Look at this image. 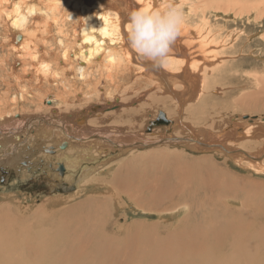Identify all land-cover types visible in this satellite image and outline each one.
Wrapping results in <instances>:
<instances>
[{
	"label": "bare ground",
	"instance_id": "obj_1",
	"mask_svg": "<svg viewBox=\"0 0 264 264\" xmlns=\"http://www.w3.org/2000/svg\"><path fill=\"white\" fill-rule=\"evenodd\" d=\"M187 1L176 0L177 3ZM201 1L205 6L217 3V0ZM155 3L157 0H129L128 3L125 0H0V77L5 73L8 74V78L3 81L6 89L10 92L12 88L11 91L15 95L23 88H38L47 92L43 100L47 106L41 110L43 114L41 118L26 117V122L20 129L31 127L32 124L37 127L33 129L32 125V130L29 129L32 133L28 135L27 129L24 134L26 138L31 139L28 140L32 144H26L29 154L42 149L43 152H40L46 157L56 158L54 165L57 166L52 167V170L57 172L58 179L61 176V179L70 183L74 171L80 168L79 162H82L80 160L83 158L85 160L86 157H91L94 161L98 160L99 155L101 158L102 153L105 152L103 148L114 150L118 154V152H126V149L152 148L159 145L161 147L163 145L161 143L166 141L179 140L186 141L192 148L199 149L197 146L205 143L199 141L197 135L204 140L214 138L218 139L217 141L220 139L221 142L228 140L229 134L239 130V126L234 125L240 120V116H232L227 119L229 127H224V132L216 133L220 124L217 125L216 117L213 119L208 116L206 104L202 103L207 98L208 90H214L215 88H211L217 86L215 80H211L215 79L223 60H226L220 47L223 41H216L210 32L204 31L205 35L211 36L204 37L200 34L201 31L190 32L182 26L181 34L174 42L171 54L163 66H156L139 57L127 45L125 32L128 11L143 4L153 6ZM197 7L193 5L194 12ZM69 9H72V12ZM86 16L88 21L85 20ZM18 65L21 69H18L19 71L14 75L15 66ZM117 68L128 69L129 77L135 83L138 82L137 84H140L139 79H144L145 85L149 83L153 89L152 94L143 91L133 96V94L123 95L120 87H114L112 90L113 79L118 77L113 72ZM57 74L62 80L61 87L56 86V91L50 86L45 89L43 86L50 82L58 83ZM175 81L178 82V88L172 86L174 84L172 82ZM258 82L260 89L244 92L241 96L232 99L233 108H239L240 111L248 109L247 112H264V80L258 79ZM216 88L221 90L219 86ZM158 93L163 95L162 99L157 98ZM29 95L32 96L31 90ZM222 95L227 98L224 92ZM225 98H222V101ZM144 100L150 102L146 104ZM167 100H171L172 106L167 105ZM17 103L16 101L15 106ZM189 103L193 104L189 111L190 116L192 117L194 113L198 116H195V120L187 118L190 122L188 120L183 122L180 113L182 107ZM11 105L13 101L8 94H4L0 100L1 123H8L7 120L13 117V113L4 114L5 109ZM65 105L78 108L63 113ZM158 107L163 109L161 110L163 114L160 116H158ZM143 108H148L149 113L144 117L142 114H135V111ZM57 113L65 115L66 118L57 117ZM175 114L178 115L176 119L173 118ZM245 116L241 118L246 122L258 124L255 120L257 116L255 118L248 116V119ZM138 118H140L138 125L142 126L140 129L132 127L133 121ZM53 120L58 121L55 123ZM259 120L263 122L264 116ZM36 121L50 122V124L44 131L43 126L40 124L38 126L39 122ZM64 121H66V130L74 132L75 135L68 134L63 129ZM207 121H210V125L204 127ZM196 123L200 125L197 129L194 127ZM55 125L63 133V135L60 133L61 138L50 136L57 133L53 131ZM176 125L182 129L178 130ZM249 126L244 127V131ZM13 128L3 129L5 134L0 129V134L4 135L2 139L4 145L11 144L16 138V133L20 129L14 128L13 131ZM145 128L149 129L146 134L143 133ZM250 129L251 139L259 140L260 136L264 137V129L258 126L256 129L253 125ZM156 131L163 133L161 138L153 140L152 137L146 136L149 134L154 136ZM172 131L186 135L172 137ZM244 131L236 134L242 138L245 136ZM21 132L22 130L19 133ZM45 132L48 137H44ZM38 134V140L42 142L36 143V137L33 140L32 135L38 136ZM67 135L69 139H66ZM230 139L234 144L241 140L237 141L232 137ZM167 142L166 144L169 145ZM249 145L250 143L244 142L239 146L241 149H231L230 146L225 148L219 144L212 145V148L214 147V154H220L231 160L232 164L264 176V148L261 151L260 148L248 150ZM58 146L67 153L77 147L82 150L77 151L73 159L63 157L66 159L64 160L58 155L60 151L57 152L55 148ZM1 147L3 146L0 143ZM242 148L250 152H259L250 154L248 151L244 152ZM163 149L148 151L137 156L131 155L118 160V164L115 160L116 164L112 165L113 167L109 165L112 169L109 172L103 171V176L101 174L97 176L99 173L96 176L92 175L90 173L92 169L87 170L91 167L83 170L81 167L78 179L75 180L76 184L81 183L80 187L85 188L89 183L93 189H98L93 192L101 193L103 197L99 199L89 197L73 204L72 208H68L70 210L63 214L57 212L42 217L41 225L45 230L43 234L40 231V237L38 232L34 236L31 233L32 229L23 228L21 222L14 220L13 211L15 213L29 211L26 210L28 207L19 202L22 199L18 195L19 198L15 197V193L2 195L0 234H4L1 238L5 243L0 246V264H264L263 180L247 181L245 179L247 177L230 173L223 169V166L219 167L218 163L209 159L210 156L208 158L203 155L188 160L183 158L187 156L182 152ZM236 152H240L243 157ZM39 155L41 156L40 153ZM37 159L39 163L45 164L42 158ZM33 160L35 161L34 157ZM99 162L104 164L102 160ZM105 165L108 168V163ZM79 189L75 194L81 192ZM123 198L156 215L163 212L166 214L167 211L170 213L171 210L176 211L185 204L189 206V210L184 211V214L173 223L160 225L157 223L158 220L151 223L134 221L136 224L133 226L136 230H132L133 232L123 230L126 235H110L105 229L99 236L91 233V223H96L98 220L96 213L101 211L100 207L103 205L112 207L116 204L115 199L121 201ZM6 201L14 204L13 210L9 209L8 203L5 204ZM61 201L63 198L56 195L45 198L39 205L32 207L35 209L34 213L38 215L39 208L34 206L38 207L43 202L53 204ZM235 201L237 203H234ZM228 202L239 206L232 207L227 205L230 204ZM85 208H93V212L83 211L82 209ZM37 215L31 214L28 220L37 222ZM56 215L58 216L51 219ZM107 220L111 221L110 215L106 216L105 221ZM53 221H57L58 230L47 231V227L52 229ZM79 222L84 225L79 226ZM14 226L19 227L18 232L13 230L7 233L8 228ZM157 230L162 232L159 233ZM55 236L60 239H55ZM36 242L39 245L43 243L47 246L52 245L57 252L52 249L49 250L51 253L48 251L50 257L42 255L41 250L36 249L34 244ZM123 246L128 248L124 250ZM73 260L79 263H73Z\"/></svg>",
	"mask_w": 264,
	"mask_h": 264
},
{
	"label": "rangeland",
	"instance_id": "obj_2",
	"mask_svg": "<svg viewBox=\"0 0 264 264\" xmlns=\"http://www.w3.org/2000/svg\"><path fill=\"white\" fill-rule=\"evenodd\" d=\"M125 2L128 3L129 0H125ZM218 3H220V5ZM178 4L183 6V12H184V24H183V26L185 28H187L190 32H196L197 31L200 33V31H201L200 34H202V36H204V37H211L208 34L205 35L204 31L210 32L215 37L216 41H221V42L223 41L222 44H220L221 45L220 47L223 49V50H221V52L223 53V56L226 57L225 58L226 60H223V64H221L222 66L220 67L219 71L215 75V79L211 80V81L215 80L216 85L219 86V88H221V90L220 89L218 90V88H216L217 87L216 85H215L216 87L211 88V89L215 88L214 90L209 89L207 92V98H205L202 101V103L206 104L208 116L210 118H213V119H214V117H216L217 118V120H216L217 125L220 124L219 125L220 128L216 131V133L224 132L225 128L229 127V125H227V119H229L232 116L233 117L240 116L239 121L238 120L237 121L235 120L236 122L234 121L235 122L234 126H239V130L232 132L229 135H230V137L236 139L237 141L239 139H241V140H239L237 144H234L233 140L230 139V137H229L228 140L226 139V141H221L222 142L221 143L220 139H219V141H217L218 139H214V138H212L211 140H204L200 135H197L196 138L199 141L205 143V145H199L197 147H199V149H206L207 151H200L197 148H194V147L192 148L191 144L187 143L186 141L184 142V141H179V140H177L175 142L174 141H171V142L166 141L167 143H169V145H170V143H172L170 146L167 145L166 142H164V143H161V144H163V145H161V147L159 145V146H155V147L152 146V148H148V147L134 148V150L126 149L127 150L126 152H124V153L118 152V154L115 153L114 150L109 151L108 149L106 150L105 148H103V151H105V152L102 153L101 158H100V155H99V159H98V157L96 158V159H98L96 161H94L91 157H86L87 159H85V160L83 158L80 160L82 162H79L80 168L82 167L81 170H83L84 168L86 169L87 167H91V168H87V170L89 171V169L90 170L92 169V172L90 171V173H92V175L95 174L94 176H96L97 173H99L97 176H99L100 174H101V176H103V174H102L103 171L107 170L109 172V170L112 169V167L116 164V162L118 160L120 161V159H122V158L124 159V158L130 157L131 155H134V156L142 155L145 152L154 151V150L157 151L159 149H163L162 147H164L165 149H163V150H165V151L182 152V154L187 156V157H183V158L188 159V160H192L193 158L196 159V158L203 156V155L206 157L210 156V158L208 157L209 159H212L213 161H215V163H218L219 167L223 166L222 168L226 169L227 171H230V173L233 172V174L235 173V175L245 176V177H247V178H245V179H247V181L260 182L261 180H263L262 184H264V176L263 175L254 174V173H252V171L243 169L241 167H238L237 165L232 164L231 160L224 158L220 154H217V153L214 154L215 153V151L213 150L214 147L212 148V145L214 146V145L221 144V145H223V147L225 146V148L230 146L229 148H231V149H241V147H239V146H241V144L244 142L250 143V145L248 146V150H250V149L251 150H255V149L257 150L260 148L259 151H261L262 148H264V137L260 136L259 140H253L249 136V134L251 132V129H250L251 125H253L256 129H257V126L261 129H264V127H263L264 120H262L263 122H261L259 120L260 117L264 116V112L263 111L247 112L248 109L240 111L239 108H236V109L233 108L234 104L232 103V99L235 98V96H241V94L244 92L249 93V92H254V91L258 90V88L260 87L258 79L264 80V0H227V1L226 0L225 1L224 0H217V3L207 4L206 6L203 4V1H201V0H188L185 3L182 2V3H178ZM192 4L195 6H198L195 9V12L193 10ZM256 4L258 6H256ZM69 11L72 12V9H69ZM85 20L86 21L89 20L87 16H86ZM112 35H113V33H112ZM96 63H97V61H96ZM121 63L124 64L123 60H121ZM116 67H118V66H116ZM217 68L218 67H216V69ZM15 69L17 71L15 70L16 72L15 71L13 72L14 75H15V73L17 74V72L21 69V67L19 65L15 66ZM129 72L130 71H128V69L124 70V69L117 68L113 73H115V75H117L118 77L113 79L114 86H112V87L109 86V88L111 87V89L114 90V87H120L123 95H130V94L132 95L133 94V96H137L138 93L140 94L143 91H147V94L151 91L153 92V89L150 87L149 83L147 86L145 85L144 79L138 80L140 84H137L138 82L135 83V81L129 77V74H128ZM109 74H110V72H109ZM7 78H8L7 73H5L3 75V77H0V100L4 94L9 95V98L13 101V105L8 106L5 109L4 114L13 113L14 115L11 119L9 118L7 120L8 123H10L11 125L8 124L7 122L6 123L0 122L1 131H3V129H5V128L8 129L9 127L10 128L14 127L15 129L22 128L23 123L26 122V117H28V118H30V117L41 118V116L43 115L41 113V110L45 106H47V103H44V101H43L45 99V94L47 92L41 91L38 88H33V89L23 88L20 92L15 91L16 92V95H15L14 92L11 91L12 88L10 89V92L6 89V85H5L3 80H6ZM56 79H57L58 83L50 82V83H48V85H45L43 87L46 89V87L50 86L51 88L52 87L54 88V91H56V86L61 87L60 84H62V80H61V77L59 76V74H57ZM100 81H101V79H100ZM131 82L134 84H132ZM107 83L109 84V82H107ZM172 83H174V84H172ZM172 83H171L172 86H174L175 88H178V82L177 81L172 82ZM141 85H142V87H139ZM62 87H64V86L62 85ZM125 88H127L128 90H126ZM70 89L72 91L74 90V88H70ZM129 89L132 92L129 91ZM30 90L32 91V96L29 95ZM152 92H151V94H152ZM223 92L225 93V95L227 94L226 95L227 98H225V96L222 95ZM156 95H157V98H159V99L163 98V95L160 93H158ZM109 98H110V96H109ZM222 98H225V99L222 101ZM206 99H209V100L207 101ZM16 101L18 103L15 106ZM170 101L167 100L168 106H172ZM144 102L147 104L150 101L147 102V100H144ZM153 102H155V101L153 100ZM67 105H65V107H64L65 110L62 111L63 113H67V112H70L71 110L78 108V107H68ZM73 105H75V104H73ZM226 105L228 106V108H224V107H226ZM75 106H77V105H75ZM147 107L149 108L151 106H147ZM192 107H193V104H190V103L182 107V113H180L181 118H182L181 121L186 122L185 120H188L189 118L195 120V116H198V114L194 113L192 117L189 114V111L192 109ZM148 108H143L142 110H137V111H135V114H142L144 117L147 113H149V110H147ZM155 108L156 107H154V109ZM158 110L161 111L163 109L158 107L157 111ZM183 110L185 112H183ZM219 112H221V114H218ZM32 113H34V114H32ZM185 113H186V115H184ZM256 113H258V114H256ZM58 115H57V117L62 118L64 116V118H66L65 115H63V114H58ZM244 115H246L247 117L248 116H252V117L254 116V118H255V116H257V118L255 120L258 121V124H254L253 122H246L245 119L243 120V118H241ZM176 117H178L177 114H175L173 116V118H175V119H176ZM21 118H23V119H21ZM169 118H170V116H169ZM12 119H13V121L15 120L14 124H12L13 123ZM9 120L12 121V123ZM139 120H140V118L135 119V121H133V123H132L133 128H139V129L142 128V126L138 125ZM53 121H55V123H56L58 120H53ZM36 122H39L38 126L43 125L42 121H36ZM64 122H65V124L63 125V129L66 130L67 129L66 121H64ZM230 123L231 122H229V124ZM20 124H21V126H20ZM204 124H205V125H203L204 127H208V125H210V121H207ZM243 124H245V125H243ZM27 125L28 124H26V126ZM32 125H31V127L30 126H27V128L25 127L26 129L23 128V129L18 130L16 133V138H15L16 140L14 139L11 144L7 143V145L6 144L4 145V143H2V139H3L4 135L0 134V136H1L0 137V143L3 146L0 148V197L2 195L3 196L7 195V193L8 194H11V193L14 194L15 193V197H17V195H18L20 197V199H22V201H19L21 203V205L28 207L26 210L27 211L29 210V211L27 213H23L21 211H20L21 213H15L13 211L14 215L13 214L12 215L15 216L14 220L16 219L17 222H21V227L32 229L31 230L32 235L35 236L36 232H38V234H39L38 237H40L41 236L40 231H42L41 234H43V232H44L43 230H45L41 225V218L42 217L44 218L47 215H49L50 213L55 214L58 212L60 214H63L65 212L69 211L72 208L71 206L73 204L75 205L76 203H78L84 199H88L89 197H92V198L96 197L99 199V198H102L103 196L101 193L93 192V191H98V189H93V187L89 183L86 185L85 188L80 187L81 183L79 185L76 184L75 180L78 179L79 172H80L79 167L76 169L77 171L76 170L74 171L75 174L73 173L74 174L73 179L69 183L67 180L61 179L60 175H59L60 177L58 179L57 178V172L55 170H52V167L57 166V165H54V161H57L56 158L46 157L45 154L43 155V153H41V152H43L42 149H38L36 152L29 154V148H28V146H26V144L27 143H29V145L32 144L29 142V140H31V139H30V137L26 138L24 134L26 133L27 129L32 130ZM176 126H177L178 130L182 129L178 125H176ZM247 126H249V128H246V130L244 131V127H247ZM50 127H52V126H50ZM53 127H54L53 131H55L57 133L52 134L50 136H52L54 138H61L60 133L62 135H63V133L60 130V128L57 127L56 125ZM56 127L59 129H57ZM194 127H195V129H197V127H200V125H197V123H196V125ZM14 128L12 129L13 131H15ZM35 128H37V127L33 125V129H35ZM21 130H22V132L19 133ZM29 131H27L28 135H30L32 133L31 131L30 132ZM147 131L149 132V129H147V128H145V130L143 129L144 134H146ZM239 131L240 132L244 131L245 136H243L241 138L239 134H236V132L239 133ZM66 132L68 134L71 133L69 130H66ZM72 132H73V130H72ZM162 132H163V130H162ZM162 132L156 131V132H154V134H155L154 136H153V134L152 135L149 134L146 136H150L153 138V140H155L156 138L158 139V138L162 137V135H163ZM3 133L5 134L4 131H3ZM71 134L75 135L74 132ZM125 134H128V133H125ZM77 135H79V134H77ZM184 135H186V134L178 133L177 131L171 132L172 137H181V136L184 137ZM234 135H237V136H234ZM40 136H41V134H40ZM141 136H143V135H141ZM32 137H33V140L36 137V139H37V140L35 139L36 143L38 141L39 142L41 141V140H38L39 134H38V136L32 135ZM44 137H48V136L45 135ZM66 139H69V135L66 136ZM208 141H210V142H208ZM35 144L33 145V148L35 147ZM26 148H27V150H26ZM55 148H56L57 152H59V151L61 152V153L59 152V154H58L61 158H63V157L67 158L68 157L69 159H73V157L75 155H77L76 152L82 150L80 147H77V149H75L74 151L67 153V152H65V149H61V148H59V146H58V148L57 147H55ZM229 148H227V149H229ZM208 149L209 150L212 149V151H208ZM67 150L68 149H66V151ZM242 150L243 151L245 150L244 152H246V153L248 151L245 148H242ZM259 151H254V152L248 151V153L253 154V153H256ZM107 152H109V154H106ZM36 153H37V155H36ZM39 153L41 154V156L39 155ZM236 153H240V152H236ZM33 154H34V156H33ZM46 154H50V153H46ZM81 154H82V152H81ZM221 154H223V153H221ZM119 155H121V156H119ZM240 155L243 157V155L241 153H240ZM134 156H132V158ZM33 157H34L35 161L33 160ZM38 157L42 158L43 161H45V164L44 163L42 164L41 162H40L41 163L40 164L39 160L37 159ZM105 157H107V158H105ZM26 158H27V160H26ZM65 158H63V159L66 160ZM105 159H107V160H105ZM99 160H102L104 162V164L102 165L99 162ZM115 160H117V161L114 162ZM24 161L26 162L25 164H24ZM106 161H111V163H112L111 164L110 162H107L108 168H106V165H105V164H107ZM119 161L117 162V164L119 163ZM48 162L51 163L52 165H49ZM263 162H264V156H263ZM109 165H111V166L113 165V166L109 167ZM92 166H95V167L97 166V168L98 167H100V168L97 169V168L92 167ZM94 168L96 169V172H95ZM97 170H98V172H97ZM67 183H68V185H66ZM78 189L81 190V192H79V194H75V191ZM56 195L61 196L63 198V201H61L59 203H53V204H48V203L43 202L38 207L34 206L35 208H39L37 210L38 215H37V213L36 214L34 213L35 209L32 207V205H39V203H41L45 198H49V197L51 198V197L56 196ZM19 197H17V198H19ZM115 200H116V204H115L114 200H113L112 204L113 205L115 204L116 206L114 205V206L110 207L108 205H103L100 207L101 211L99 213H96L98 216V220H96V223L92 222L91 226H90L92 228L91 233H93L95 236H99L100 232L103 231L104 229L110 235H115V234L120 235V236L123 234L126 235L125 233L122 232L123 230H131V232L136 230L135 227L133 226L134 224H136L134 221H143V222L145 221V223H151L154 221L156 222L158 220L157 223H160V225H163L166 223H173L176 219H178L179 217H181L184 214V211L181 209L180 211L171 210L170 213H168V211H167L166 214H164V212H163V214H157L156 215V213L151 212V211L146 210V209H143V208H140L136 205V203L127 201V199H125V198H123V200H121V201H118L117 199H115ZM2 202L3 201H0L1 204H2ZM228 203H230V204H227V205H230L232 207H234L235 205H236L235 207L239 206V204H234V203H237L236 201L234 203H232V202H228ZM5 204H7L10 207L9 209H12V210L14 209V204L11 201H6ZM68 208H70V209H68ZM82 210L86 211V212H90V211L93 212V208H85ZM167 210H169V209H167ZM104 211H105V213H104ZM31 214L37 215V217H36L37 222H33L31 220H28V217ZM60 214H58V215H60ZM58 215L52 216L51 219L53 217H57ZM107 215H110L111 221H112V222L110 221L111 223L108 222V220L105 221V218ZM56 222L57 221L52 222V224H53L52 229H48V227H47L46 230L50 231V232L51 231H57L58 228H57ZM78 225L83 226L84 224L79 222ZM8 229H9V231L7 233L12 232L13 230H16L18 232L19 227L14 226V227H11ZM160 229H161V227H160ZM158 232L160 233L162 231H158ZM96 234H98V235H96ZM2 236H4V234H0V246L1 247L5 243V240L1 238ZM120 236H119V238H120ZM55 239H60V237L55 236ZM34 244H35L37 250H41L40 253L42 255H47L50 257V255H51L50 251H52V249H54V247H52V245L51 246L49 245L50 247L44 243L42 245L41 244L39 245L38 242H36ZM127 248L128 247L123 246L124 250H126ZM132 248H134V247H132ZM55 252H57V251L55 250ZM33 259L39 260L38 258L37 259L33 258ZM41 259L46 260L43 258H41ZM73 263H79V261L73 260Z\"/></svg>",
	"mask_w": 264,
	"mask_h": 264
},
{
	"label": "clouds",
	"instance_id": "obj_3",
	"mask_svg": "<svg viewBox=\"0 0 264 264\" xmlns=\"http://www.w3.org/2000/svg\"><path fill=\"white\" fill-rule=\"evenodd\" d=\"M125 40L141 58L163 66L184 24L183 6L176 0H157L153 6L140 5L128 11ZM188 211L182 205L177 211Z\"/></svg>",
	"mask_w": 264,
	"mask_h": 264
},
{
	"label": "crops",
	"instance_id": "obj_4",
	"mask_svg": "<svg viewBox=\"0 0 264 264\" xmlns=\"http://www.w3.org/2000/svg\"><path fill=\"white\" fill-rule=\"evenodd\" d=\"M43 125V129H44V131H45V128H48V126H49V124H50V122H46V123H42ZM45 134H46V132L43 134L44 136H45ZM55 163V162H54Z\"/></svg>",
	"mask_w": 264,
	"mask_h": 264
},
{
	"label": "water",
	"instance_id": "obj_5",
	"mask_svg": "<svg viewBox=\"0 0 264 264\" xmlns=\"http://www.w3.org/2000/svg\"><path fill=\"white\" fill-rule=\"evenodd\" d=\"M18 38H19V36H18ZM162 114H163V112H162V111H159V112H158V116H160V115H162ZM253 117H254V116H253ZM245 118H247V119H248L249 117L245 116ZM251 118H252V117H251ZM251 118H250V119H251Z\"/></svg>",
	"mask_w": 264,
	"mask_h": 264
}]
</instances>
